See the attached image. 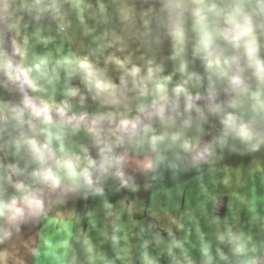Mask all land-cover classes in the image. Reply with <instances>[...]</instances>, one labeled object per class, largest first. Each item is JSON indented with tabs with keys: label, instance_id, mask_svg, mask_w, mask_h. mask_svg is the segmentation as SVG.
Here are the masks:
<instances>
[{
	"label": "clouds",
	"instance_id": "clouds-1",
	"mask_svg": "<svg viewBox=\"0 0 264 264\" xmlns=\"http://www.w3.org/2000/svg\"><path fill=\"white\" fill-rule=\"evenodd\" d=\"M0 264H264V0H0Z\"/></svg>",
	"mask_w": 264,
	"mask_h": 264
},
{
	"label": "rangeland",
	"instance_id": "rangeland-1",
	"mask_svg": "<svg viewBox=\"0 0 264 264\" xmlns=\"http://www.w3.org/2000/svg\"><path fill=\"white\" fill-rule=\"evenodd\" d=\"M229 162H230V163H236L237 161H235V160H230ZM224 211H226V209L222 208V209H221V214H223Z\"/></svg>",
	"mask_w": 264,
	"mask_h": 264
},
{
	"label": "crops",
	"instance_id": "crops-1",
	"mask_svg": "<svg viewBox=\"0 0 264 264\" xmlns=\"http://www.w3.org/2000/svg\"><path fill=\"white\" fill-rule=\"evenodd\" d=\"M141 195H146V194H143V193H142Z\"/></svg>",
	"mask_w": 264,
	"mask_h": 264
}]
</instances>
